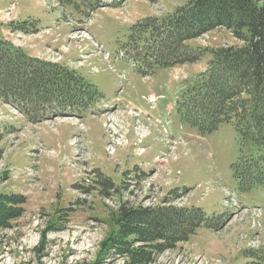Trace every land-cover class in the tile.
<instances>
[{
  "label": "rangeland",
  "instance_id": "obj_1",
  "mask_svg": "<svg viewBox=\"0 0 264 264\" xmlns=\"http://www.w3.org/2000/svg\"><path fill=\"white\" fill-rule=\"evenodd\" d=\"M188 1L112 2L95 8L88 19V10L73 3L0 0L1 39L39 60L62 65L71 59L68 67L77 68L99 93L75 124L35 123L0 96V194L23 199L22 212L0 228V264H145L149 258L132 259L120 248L123 241L113 239L124 234L121 212L170 206L198 207L226 218L215 229L200 226L173 246L130 236L125 243L131 250L162 245L146 264H247L254 253L264 264V187L242 191L235 179L232 165L242 144L235 121L203 134L182 120L176 104L218 49L243 45L244 38L225 26L212 29L187 40L200 53L198 60L176 69L162 66L147 77L134 57L136 49L143 57L145 42L144 35L134 36V25L147 16L170 15ZM66 14L87 22L100 54L68 23L67 33L58 30ZM44 24L50 25L41 28ZM80 133L83 137H77ZM73 136L74 146L69 144ZM52 149L63 151L61 159L69 153V159L51 162ZM227 190L238 206H225Z\"/></svg>",
  "mask_w": 264,
  "mask_h": 264
},
{
  "label": "trees",
  "instance_id": "obj_2",
  "mask_svg": "<svg viewBox=\"0 0 264 264\" xmlns=\"http://www.w3.org/2000/svg\"><path fill=\"white\" fill-rule=\"evenodd\" d=\"M59 1L90 9L103 4V0ZM220 26L234 30L245 43L218 49L207 71L183 88L177 110L184 122L203 134L223 122L235 121L242 144L232 166L240 189L249 191L264 187V0H190L170 15L138 21L134 36H145L144 66L154 71L198 60L200 53L187 40ZM139 52L136 49L137 56H141ZM0 96L37 123L55 116L81 115L99 94L74 69L30 57L0 38ZM22 200L17 195L0 194V228L22 212ZM223 218L209 216L198 207H130L123 209L118 219L124 234L113 239L123 241L120 248L128 250L125 252L132 259L149 258L148 262L162 245L155 249L144 244L131 250L125 243L130 236H149L147 241L153 238L173 246L190 239L202 225L217 228ZM253 257L247 264H263L262 256L254 253Z\"/></svg>",
  "mask_w": 264,
  "mask_h": 264
},
{
  "label": "crops",
  "instance_id": "obj_3",
  "mask_svg": "<svg viewBox=\"0 0 264 264\" xmlns=\"http://www.w3.org/2000/svg\"><path fill=\"white\" fill-rule=\"evenodd\" d=\"M57 18V17H56ZM56 18H54V19H52L51 20V22L50 23H52V25H53V23L55 22V20H56ZM50 24H44L41 28H44L45 26H49ZM58 30H60L61 31V33L62 34H64V33H67L69 30H68V27H66L64 24H62V26H61V28L60 29H58ZM2 33V32H1ZM51 38L52 37H46V41H50L51 42ZM33 55V54H32ZM33 56H35V55H33ZM76 56V58H78V55H75ZM96 56V55H95ZM74 58V57H73ZM76 58H74V59H76ZM71 62V59H69V58H67L66 60H64V62L63 63H65L66 65L68 64L69 65V63ZM173 68H175L176 69V66L175 67H173ZM74 69H77V68H74ZM192 76V75H191ZM190 77V76H189ZM71 120H73V121H71ZM76 119L73 117L72 119H63V118H57L56 120L54 119L53 121H58V122H62V121H71L72 123L74 122V124L76 123V121H75ZM46 121H48V120H46ZM44 122V121H43ZM72 138V137H71ZM70 138V139H71ZM70 139H69V144H70ZM40 143H45V138L43 137V138H41V141H40ZM52 150H54V149H52ZM71 152L72 153H74L75 151H74V149H72L71 150ZM51 155H54L55 156V158L53 159V161H51V162H53V163H55L56 164V161L57 160H60V161H63V162H65V160L66 159H69V153H65V156L64 157H62V159L60 158V155H62L63 154V151H59V152H55V150H54V153H50Z\"/></svg>",
  "mask_w": 264,
  "mask_h": 264
},
{
  "label": "built area",
  "instance_id": "obj_4",
  "mask_svg": "<svg viewBox=\"0 0 264 264\" xmlns=\"http://www.w3.org/2000/svg\"><path fill=\"white\" fill-rule=\"evenodd\" d=\"M107 150H108L110 153H113V152L115 151L114 146H113V147H109V145H107Z\"/></svg>",
  "mask_w": 264,
  "mask_h": 264
}]
</instances>
